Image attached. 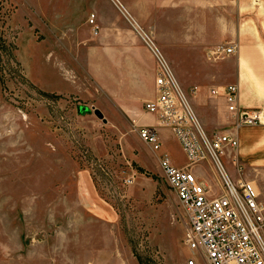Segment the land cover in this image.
Masks as SVG:
<instances>
[{
    "label": "rangeland",
    "instance_id": "obj_1",
    "mask_svg": "<svg viewBox=\"0 0 264 264\" xmlns=\"http://www.w3.org/2000/svg\"><path fill=\"white\" fill-rule=\"evenodd\" d=\"M107 2L0 0V264H187L193 256L185 212L160 168L164 154L186 165L179 142L163 128L154 152L78 60L76 35L93 30L91 16L111 23ZM189 97L197 112L210 100Z\"/></svg>",
    "mask_w": 264,
    "mask_h": 264
},
{
    "label": "crops",
    "instance_id": "obj_2",
    "mask_svg": "<svg viewBox=\"0 0 264 264\" xmlns=\"http://www.w3.org/2000/svg\"><path fill=\"white\" fill-rule=\"evenodd\" d=\"M108 1L111 23L97 18V33L88 25L76 35L86 74L140 129L161 131L144 107L156 98L161 56L183 93L209 94L207 106L196 103L198 112L190 103L208 135L232 133L238 139V147L221 157L225 174L235 184L252 182L264 205V118L261 125L234 130L225 99L210 95L211 89L236 85L240 107L264 112V0ZM231 44L235 53L217 60L214 52ZM194 172L212 190L222 183L211 162Z\"/></svg>",
    "mask_w": 264,
    "mask_h": 264
},
{
    "label": "built area",
    "instance_id": "obj_3",
    "mask_svg": "<svg viewBox=\"0 0 264 264\" xmlns=\"http://www.w3.org/2000/svg\"><path fill=\"white\" fill-rule=\"evenodd\" d=\"M89 23L98 27L95 15ZM235 45L218 48L216 58H226L235 53ZM156 98L145 104L147 113L156 116L161 127L169 128L179 142L187 163L178 167L167 156H162L160 166L169 185L175 192L186 216L185 243L192 251L187 264H199L195 254L207 264H264V205L252 182L233 183L225 174L221 157L229 148L238 147L232 133L208 135L196 115L189 95L180 86L161 57H157ZM192 94L195 95V90ZM210 95L223 97L227 111L233 116V129L263 124L264 112L239 106L236 85L210 90ZM141 140L154 152L161 149L157 130L143 127ZM211 162L221 178L218 189L212 190L196 175L194 168Z\"/></svg>",
    "mask_w": 264,
    "mask_h": 264
},
{
    "label": "water",
    "instance_id": "obj_4",
    "mask_svg": "<svg viewBox=\"0 0 264 264\" xmlns=\"http://www.w3.org/2000/svg\"><path fill=\"white\" fill-rule=\"evenodd\" d=\"M94 112L99 118L104 119V116H103V114L101 113L100 110L95 109Z\"/></svg>",
    "mask_w": 264,
    "mask_h": 264
}]
</instances>
